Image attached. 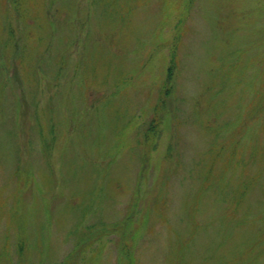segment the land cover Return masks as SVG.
Listing matches in <instances>:
<instances>
[{
  "label": "rangeland",
  "instance_id": "1",
  "mask_svg": "<svg viewBox=\"0 0 264 264\" xmlns=\"http://www.w3.org/2000/svg\"><path fill=\"white\" fill-rule=\"evenodd\" d=\"M0 264H264V0H0Z\"/></svg>",
  "mask_w": 264,
  "mask_h": 264
},
{
  "label": "trees",
  "instance_id": "2",
  "mask_svg": "<svg viewBox=\"0 0 264 264\" xmlns=\"http://www.w3.org/2000/svg\"><path fill=\"white\" fill-rule=\"evenodd\" d=\"M173 67H174V65H173V63H171L170 66L167 68V80H168L167 82H170L172 80L173 69H174Z\"/></svg>",
  "mask_w": 264,
  "mask_h": 264
}]
</instances>
